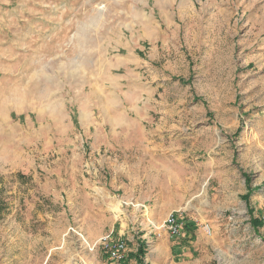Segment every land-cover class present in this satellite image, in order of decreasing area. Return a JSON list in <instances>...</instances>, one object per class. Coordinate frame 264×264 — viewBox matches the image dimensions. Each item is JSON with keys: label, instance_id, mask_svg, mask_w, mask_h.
Instances as JSON below:
<instances>
[{"label": "rangeland", "instance_id": "obj_1", "mask_svg": "<svg viewBox=\"0 0 264 264\" xmlns=\"http://www.w3.org/2000/svg\"><path fill=\"white\" fill-rule=\"evenodd\" d=\"M104 237L264 264V0H0V264H117Z\"/></svg>", "mask_w": 264, "mask_h": 264}, {"label": "built area", "instance_id": "obj_2", "mask_svg": "<svg viewBox=\"0 0 264 264\" xmlns=\"http://www.w3.org/2000/svg\"><path fill=\"white\" fill-rule=\"evenodd\" d=\"M163 227L168 232L170 237H178L183 231V223L181 219L179 218V216L173 213L167 215L163 222ZM108 239L109 237H104L102 238V242L107 248L109 257L117 264H119L123 258L122 254L124 253L125 249L124 243L117 242L114 245H109Z\"/></svg>", "mask_w": 264, "mask_h": 264}, {"label": "trees", "instance_id": "obj_3", "mask_svg": "<svg viewBox=\"0 0 264 264\" xmlns=\"http://www.w3.org/2000/svg\"><path fill=\"white\" fill-rule=\"evenodd\" d=\"M244 198H246V197H244ZM252 224L262 226L263 221L262 220H253ZM137 254H138L137 256L135 255V259L137 260V263L142 264L141 260H138V258L142 255V251L138 250Z\"/></svg>", "mask_w": 264, "mask_h": 264}, {"label": "bare ground", "instance_id": "obj_4", "mask_svg": "<svg viewBox=\"0 0 264 264\" xmlns=\"http://www.w3.org/2000/svg\"><path fill=\"white\" fill-rule=\"evenodd\" d=\"M187 6V5H186Z\"/></svg>", "mask_w": 264, "mask_h": 264}]
</instances>
